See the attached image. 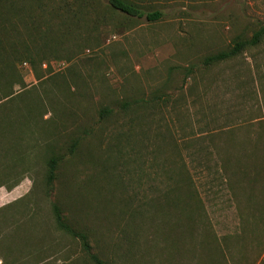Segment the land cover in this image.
<instances>
[{
    "label": "rangeland",
    "instance_id": "374dc122",
    "mask_svg": "<svg viewBox=\"0 0 264 264\" xmlns=\"http://www.w3.org/2000/svg\"><path fill=\"white\" fill-rule=\"evenodd\" d=\"M127 1L142 17L108 0L17 1L34 65L0 101V264H209L205 243L238 234L240 215L264 219L260 189L250 203L234 174L259 162L264 39L203 62L252 36L264 0ZM247 229L240 264H260L264 226Z\"/></svg>",
    "mask_w": 264,
    "mask_h": 264
},
{
    "label": "trees",
    "instance_id": "16d2710c",
    "mask_svg": "<svg viewBox=\"0 0 264 264\" xmlns=\"http://www.w3.org/2000/svg\"><path fill=\"white\" fill-rule=\"evenodd\" d=\"M19 0H0V101L2 100H13L11 97L14 94L15 87H22L23 86V79L19 74L18 65L24 60H28L30 65H34L33 58L31 52L28 50L30 48L28 46V41H32L33 35L26 39H19L20 30H31L32 16L26 15V18H22L21 15V7L18 6ZM40 1V0H39ZM109 5L113 10L119 11L127 16L142 17V13L134 7L133 4L128 2L127 0H108ZM158 18L156 13L148 14L147 20L154 21ZM264 39V23L259 25L256 31L253 32L252 36L246 40H236L234 41L232 47L228 50L218 52L214 55L208 56L204 59V65L209 66L212 64H216L222 61H226L237 56L241 53L244 49L248 47H253L258 45ZM25 43H22V42ZM35 71V69H34ZM2 104V103H1ZM0 104V108L3 104ZM31 109V106L28 107ZM103 114L109 112V109L103 108L101 111ZM252 127L258 129L259 134L256 140V146L250 147V159L259 161V162H251L249 165V169L246 165V169L242 170L238 168L234 174L240 172L247 181V186L250 193L247 194L248 201L253 204V193L252 190L255 188L260 189V196L263 198L260 200V205L264 206V120H260L255 122ZM249 144V143H248ZM222 162V166L224 169L229 166L228 160L220 158ZM59 163V158L56 156H52L47 161V178L46 181L48 184L52 182L55 176V171L57 164ZM226 167V168H225ZM230 167V166H229ZM248 168V169H247ZM225 172V181L228 183L229 188L231 191L234 190L235 181L233 180L234 174H228L226 170ZM200 207L197 208L199 210ZM53 210L55 212V220L57 226L72 235H76L63 221L62 216L59 212L57 206H53ZM242 226L238 234L230 235L227 237H223L221 241L217 240L216 237L211 239V242L208 241L205 243L204 248H202V254L206 256V260L209 264H240V259L242 258V251L239 250V243L246 241L248 237V229L247 226L249 224V219L253 218L254 221L260 223L264 226V219L262 214H260L259 218H255L252 215H240ZM188 232V231H187ZM80 238L85 243L84 245L87 246L85 242V237L83 235H79ZM191 236V233H190ZM206 237H209L206 235ZM247 239V240H248ZM257 243V250L259 248L260 251L264 250V239H256ZM233 243L234 248L228 247L226 243ZM96 264H103L95 259ZM254 264V261L251 262ZM260 264H264L262 261Z\"/></svg>",
    "mask_w": 264,
    "mask_h": 264
},
{
    "label": "crops",
    "instance_id": "0c3cea01",
    "mask_svg": "<svg viewBox=\"0 0 264 264\" xmlns=\"http://www.w3.org/2000/svg\"><path fill=\"white\" fill-rule=\"evenodd\" d=\"M3 199L0 196V207L2 206Z\"/></svg>",
    "mask_w": 264,
    "mask_h": 264
},
{
    "label": "built area",
    "instance_id": "2783aa9c",
    "mask_svg": "<svg viewBox=\"0 0 264 264\" xmlns=\"http://www.w3.org/2000/svg\"><path fill=\"white\" fill-rule=\"evenodd\" d=\"M24 66H27V64H26V63H24Z\"/></svg>",
    "mask_w": 264,
    "mask_h": 264
}]
</instances>
